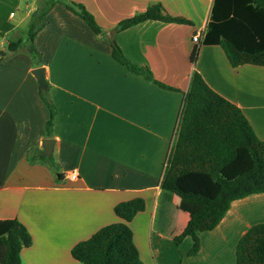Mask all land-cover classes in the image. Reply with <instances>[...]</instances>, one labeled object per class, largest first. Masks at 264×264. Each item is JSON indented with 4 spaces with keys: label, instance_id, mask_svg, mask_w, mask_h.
<instances>
[{
    "label": "crops",
    "instance_id": "obj_1",
    "mask_svg": "<svg viewBox=\"0 0 264 264\" xmlns=\"http://www.w3.org/2000/svg\"><path fill=\"white\" fill-rule=\"evenodd\" d=\"M69 1L93 16L100 35L60 2L0 0V37L8 42L24 39L32 14L48 8L33 39L37 57L24 47L0 64V220H17L31 237L21 264H78L72 248L118 222L115 206L134 199L144 203L128 223L142 264H236L238 241L264 222V193L234 201L188 256L191 238L176 240L201 206L160 183L192 72L238 107L264 140V66L233 68L220 46L203 44L213 0ZM156 4L190 24L145 21L116 31L120 21ZM110 39L129 62L173 90L117 63ZM40 67L55 112L50 137L48 109L32 75ZM45 139L54 141L49 157L42 154ZM38 150L51 161L40 160Z\"/></svg>",
    "mask_w": 264,
    "mask_h": 264
},
{
    "label": "trees",
    "instance_id": "obj_2",
    "mask_svg": "<svg viewBox=\"0 0 264 264\" xmlns=\"http://www.w3.org/2000/svg\"><path fill=\"white\" fill-rule=\"evenodd\" d=\"M58 2L81 18L95 35L101 34V28L81 4L69 0H52L51 4ZM47 10L32 14L25 38L7 43L6 49L0 51V64L24 47L32 57H37L33 39L42 28ZM145 21L190 24L166 14L156 4L120 21L116 31ZM202 41L205 45L220 46L233 68L264 66V0H213ZM110 43L112 58L129 72L160 88L173 90L155 80L147 68L129 62L112 39ZM195 61L193 51L190 62ZM40 94L48 109L46 136L50 137L55 112L47 91L41 89ZM40 154L38 150L40 160L51 161ZM29 159L33 161L34 157ZM160 186L185 202L201 206L176 240L179 244L183 238H191L188 256L198 253L199 235L214 230L234 201L264 193V140L257 138L241 110L211 90L196 71L190 76ZM143 210L141 199L115 206L119 221L77 243L71 250L73 259L78 264H142L128 223ZM30 245L31 237L21 223L15 219L0 220V264H21L20 251ZM235 258L236 264H264V222L253 225L240 238Z\"/></svg>",
    "mask_w": 264,
    "mask_h": 264
},
{
    "label": "water",
    "instance_id": "obj_3",
    "mask_svg": "<svg viewBox=\"0 0 264 264\" xmlns=\"http://www.w3.org/2000/svg\"><path fill=\"white\" fill-rule=\"evenodd\" d=\"M32 75L35 77V79L38 82V85L41 89L46 90V83H45V70L44 68H36L32 71ZM53 144L54 141L52 139H45L42 144V154L44 156H51L52 155V150H53Z\"/></svg>",
    "mask_w": 264,
    "mask_h": 264
},
{
    "label": "built area",
    "instance_id": "obj_4",
    "mask_svg": "<svg viewBox=\"0 0 264 264\" xmlns=\"http://www.w3.org/2000/svg\"><path fill=\"white\" fill-rule=\"evenodd\" d=\"M201 32H202V31L196 33V34L193 36L192 41H193L194 43H199V41H200V39H201V37H202V33H201ZM68 178H69L70 180H76V179H77V175H76L75 173H71V174L68 176Z\"/></svg>",
    "mask_w": 264,
    "mask_h": 264
},
{
    "label": "rangeland",
    "instance_id": "obj_5",
    "mask_svg": "<svg viewBox=\"0 0 264 264\" xmlns=\"http://www.w3.org/2000/svg\"><path fill=\"white\" fill-rule=\"evenodd\" d=\"M23 38H25V36H23ZM8 40H12V39H3L2 37H0V51H3L4 49H6ZM3 48V49H2Z\"/></svg>",
    "mask_w": 264,
    "mask_h": 264
}]
</instances>
